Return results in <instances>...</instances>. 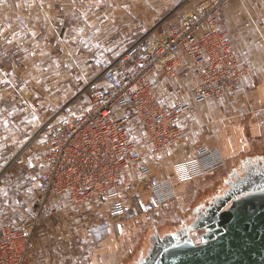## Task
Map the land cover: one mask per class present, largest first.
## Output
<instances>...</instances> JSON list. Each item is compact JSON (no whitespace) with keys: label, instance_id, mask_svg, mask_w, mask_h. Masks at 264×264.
<instances>
[{"label":"built area","instance_id":"2783aa9c","mask_svg":"<svg viewBox=\"0 0 264 264\" xmlns=\"http://www.w3.org/2000/svg\"><path fill=\"white\" fill-rule=\"evenodd\" d=\"M230 1L202 0L160 38L133 43L100 74L102 91L82 106H60L55 121L41 124L47 145L39 156L36 189L25 199L28 218L17 226L4 219L0 264L30 263L43 221L69 216L88 228L96 218L114 222L128 210L144 216L173 201L176 184L224 166L219 148L200 146L191 157L164 168L159 178L144 163L140 144L158 159L184 135L179 125L184 103L159 104L151 75L187 72L196 99L206 107L241 88L249 68L241 66L220 26ZM133 121L142 132L139 139L131 131ZM191 240L201 242L196 232Z\"/></svg>","mask_w":264,"mask_h":264},{"label":"crops","instance_id":"0c3cea01","mask_svg":"<svg viewBox=\"0 0 264 264\" xmlns=\"http://www.w3.org/2000/svg\"><path fill=\"white\" fill-rule=\"evenodd\" d=\"M201 1L0 0V164L2 154L20 146L42 122L55 121L60 106L89 102L94 93L86 101L87 87L130 45L160 38ZM184 4L190 10L177 20ZM220 26L241 66L249 68L241 88L206 107L196 99L187 72L151 75L159 104L185 105L179 120L184 135L177 145L157 159L140 144L144 163L159 178L200 146L219 148L225 169L264 152V0L230 1ZM131 131L136 139L142 136L134 121ZM208 176L192 182H206ZM127 219L124 214L120 222ZM112 232L104 228L96 238Z\"/></svg>","mask_w":264,"mask_h":264},{"label":"rangeland","instance_id":"374dc122","mask_svg":"<svg viewBox=\"0 0 264 264\" xmlns=\"http://www.w3.org/2000/svg\"><path fill=\"white\" fill-rule=\"evenodd\" d=\"M189 10L184 4L177 13L181 16L177 15L176 19H180ZM165 26L159 27L158 31ZM104 88L101 79H96L87 87L83 98L86 96L88 101L93 93ZM46 145L42 131L37 130L20 146L5 152L4 156L2 154L0 233L6 224L4 219L16 226L27 220L28 209L25 199L36 189V179L41 169L39 156L45 151ZM224 167L225 163L221 168L209 173L210 177L207 176L210 179L206 182L176 184L174 189L176 198L147 215L134 216L128 210L126 213L128 219L124 222H120L121 218L114 222L96 218L94 225L84 228V224L76 222V219L69 216L64 221L60 217L43 221L35 232V249L29 264H75L78 261L82 264H129L142 251L143 246L156 240L157 232L162 233L176 226L179 228L184 225L183 223L189 222L188 215L195 205L207 199L211 192L220 187L228 170ZM131 220L132 223L129 225L128 222ZM104 228L115 231V234L112 232L97 239ZM93 230H97V233ZM195 232L200 236V231Z\"/></svg>","mask_w":264,"mask_h":264},{"label":"water","instance_id":"95a60500","mask_svg":"<svg viewBox=\"0 0 264 264\" xmlns=\"http://www.w3.org/2000/svg\"><path fill=\"white\" fill-rule=\"evenodd\" d=\"M211 193L195 218L157 232L129 264H264V152L228 169ZM192 231H200V244Z\"/></svg>","mask_w":264,"mask_h":264},{"label":"flooded vegetation","instance_id":"af4514ba","mask_svg":"<svg viewBox=\"0 0 264 264\" xmlns=\"http://www.w3.org/2000/svg\"><path fill=\"white\" fill-rule=\"evenodd\" d=\"M202 203H204V202H203V201H199L198 205L196 204L195 207L199 206V205L202 204ZM195 207H194V209L191 211V214L188 215V217H189V222H190L191 219L195 216V213H196V211H195ZM194 218H195V217H194ZM175 228H178V227L176 226ZM179 228H181V227H179ZM182 228H183V227H182ZM184 228H185V227H184ZM189 234H190V233H189ZM187 236H188V235H187ZM182 239L185 240V238H183V237H182Z\"/></svg>","mask_w":264,"mask_h":264},{"label":"bare ground","instance_id":"6f19581e","mask_svg":"<svg viewBox=\"0 0 264 264\" xmlns=\"http://www.w3.org/2000/svg\"><path fill=\"white\" fill-rule=\"evenodd\" d=\"M195 234V231H193V232H190V234H189V237L191 238L193 235ZM192 240H194L193 238H192ZM194 243V245H198V244H200L199 242L197 243L196 241H194L193 242Z\"/></svg>","mask_w":264,"mask_h":264}]
</instances>
